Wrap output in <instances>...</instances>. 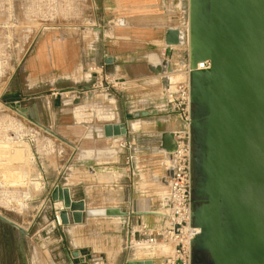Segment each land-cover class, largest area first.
Segmentation results:
<instances>
[{
  "label": "rangeland",
  "instance_id": "1",
  "mask_svg": "<svg viewBox=\"0 0 264 264\" xmlns=\"http://www.w3.org/2000/svg\"><path fill=\"white\" fill-rule=\"evenodd\" d=\"M188 12L189 0H0V217L11 223L0 220V264H62L63 250L73 246L93 249L104 264H123L126 219L88 218L70 233L53 222L50 192L57 183L85 196L89 209L152 213L146 215L151 227H159L160 216L153 214L166 209L171 168L159 142L161 134L183 125L181 83L173 84L187 79L188 31L186 49L174 48L169 56L152 42L108 43L107 52L118 57L119 73L108 67L96 77L92 70L98 72L104 63L90 66L85 58L65 77L90 73L88 89L63 90L55 99L38 89H47L42 85L46 76L27 62L35 56L49 61L60 48L95 53L101 40L95 31L103 27H187ZM151 67L159 74L151 73ZM160 78L170 80L171 89H163ZM65 86L61 81L60 87ZM16 102L34 104L42 128L16 113ZM150 111L156 114L140 115ZM122 123L128 129L125 137L83 140L90 125ZM173 251V245L163 243L135 248L133 254L163 264Z\"/></svg>",
  "mask_w": 264,
  "mask_h": 264
},
{
  "label": "water",
  "instance_id": "2",
  "mask_svg": "<svg viewBox=\"0 0 264 264\" xmlns=\"http://www.w3.org/2000/svg\"><path fill=\"white\" fill-rule=\"evenodd\" d=\"M188 13L191 227L199 230L191 241V264H264V0H189ZM104 37L161 41L166 47L163 56L184 44V30L177 27L119 26L106 28ZM203 61L209 62V68L197 71ZM160 83L166 90L167 79L160 78ZM13 108L41 127L34 116L35 105ZM126 134L125 123L90 125L83 139ZM160 149L174 152L173 133L161 135ZM50 200L63 226L80 225L86 218L128 215L116 208L90 210L84 200H72L68 188L60 184L50 192ZM197 203L199 211L194 208ZM72 256L77 258L78 252Z\"/></svg>",
  "mask_w": 264,
  "mask_h": 264
},
{
  "label": "built area",
  "instance_id": "3",
  "mask_svg": "<svg viewBox=\"0 0 264 264\" xmlns=\"http://www.w3.org/2000/svg\"><path fill=\"white\" fill-rule=\"evenodd\" d=\"M186 36L188 26L185 23L180 25ZM179 28V27H178ZM186 45L176 48L186 49ZM165 45L159 46V51L165 49ZM174 49V48H173ZM187 56L188 50L186 49ZM188 60V57H187ZM209 68V62L203 61L197 64L196 70L202 71ZM96 77L101 76L105 70V64L98 67L95 72ZM188 80L180 84L182 89V105L184 110L182 113V128L173 133L175 150L172 153H166L160 149L159 152L168 158L171 163V175L167 176L168 198L164 214L160 215L159 227H151L142 220L132 223L130 220L126 222V231L124 235V250L127 254H132L134 249L145 250L149 247L158 246L160 244H171L174 251L171 256L163 260V264H191V241L199 233L198 229L191 227V133H190V84L189 76L192 72L187 61L186 69ZM99 75V76H98ZM102 79V78H101ZM120 79H116L119 81ZM103 81V80H102ZM105 84L107 78L104 77ZM160 83V80L158 81ZM110 87L106 88L108 93ZM19 103H14L13 107ZM9 106V105H8ZM152 215V214H151ZM58 212H55V219L58 225ZM139 219V218H138ZM166 222V224H165ZM62 225V224H61ZM84 264H91L85 262Z\"/></svg>",
  "mask_w": 264,
  "mask_h": 264
},
{
  "label": "crops",
  "instance_id": "4",
  "mask_svg": "<svg viewBox=\"0 0 264 264\" xmlns=\"http://www.w3.org/2000/svg\"><path fill=\"white\" fill-rule=\"evenodd\" d=\"M118 27L119 26H116L114 28L113 27H103L101 29H96L95 32H97V34L101 35V40L98 44L94 45L92 50L95 51V53L92 52L93 54L91 53V54L82 55V53H78V52L73 53L72 50H69L67 48H60L58 50L54 49L51 52V58L49 61L46 60L44 58V56H42L40 58H39V56H35V58L28 60L27 63L29 64V66H33L32 68L35 67L37 70L39 69L41 71V73H43L46 76V82L42 85H46L47 89L45 90L44 86H39V85H38V89L41 91H46L47 93H50L48 95V97L53 98V99H55L54 97H56L57 95L61 96V94H59V93L63 90H72V92L79 91V90H85L86 88H88V86L86 84L88 83L87 79L91 77L90 73L88 74V72L82 71L84 73H81V75H78L79 72H77L74 75V77L71 79L65 77L66 75L72 74L73 69L76 67L78 62L83 61L85 58L91 63L90 66H93L97 63L102 62L105 64V70L108 67H112V70H114V74L115 75L118 74L119 73V67L116 65L118 57H116L113 53L107 52L108 50L106 49V47H108V45H109L108 43H114L112 41H120V40L119 39H108V38L104 37V30L106 28L116 29ZM150 44L157 46L159 48V46L153 42ZM106 60H111V63H105ZM61 81H64V84L66 85L64 88L60 87ZM180 83H182V80H179L178 82L174 83L173 85L175 86V85H178ZM19 96L21 97V95H19ZM32 105H34V104H32V103H30L29 105L26 104V106H30V107ZM37 111H39V110H35V112H37ZM174 127L178 128V125H176ZM174 131H176V130H174ZM171 132H173V131H171ZM127 134H128V129H127ZM114 139H116V138L109 139V140L112 141ZM92 141L95 142L96 140H92ZM62 186L65 188H69L72 200H74V201L84 200V202L86 203V206L88 207L87 199L85 196L78 197V196H76V193L73 191V189L70 188V186H68V185H62ZM94 209H90V210H94ZM104 209H107V208H104ZM116 209H118V208H116ZM139 213L143 214V215L138 216V215H135L137 213H131V214L129 213L126 217H120V218H125L126 222L128 220H130L132 223H135L137 220L138 221L142 220L151 226L152 224H151L150 220H148V216H146L148 214H146L145 212H139ZM149 214H152V213H149ZM153 215L158 216V213H154ZM104 218H114V217H104ZM86 219H88V218H86ZM64 227L68 228L70 233H71L72 231H77L78 228H81L82 224L75 225V224L71 223V224L64 226ZM61 239H62V237H59L58 240L61 241ZM123 246H124V237L121 239V250H120V252L124 254L123 264H125L126 261H130V260H146L143 257H136L133 253L127 254L126 251L124 250ZM165 251L166 250H164L162 253L163 254L166 253ZM73 252H78L77 258H74L72 256ZM166 257H168V256H164V258L162 260H164ZM148 260H152L154 262L153 258H148ZM104 261H105V258L102 255L94 252L93 249H91V250L88 249V250L84 251V250H82V248L78 249V248L73 246V248L70 249L69 251H67V249L63 250V257H62L61 263L62 264H84L85 262H90L91 264H104ZM154 264H156V263L154 262Z\"/></svg>",
  "mask_w": 264,
  "mask_h": 264
},
{
  "label": "bare ground",
  "instance_id": "5",
  "mask_svg": "<svg viewBox=\"0 0 264 264\" xmlns=\"http://www.w3.org/2000/svg\"><path fill=\"white\" fill-rule=\"evenodd\" d=\"M188 19H189V13H188ZM173 27H177V28L179 27V28H181L180 26H174V25H173ZM188 45H189V26H188ZM187 57H188V56H187ZM158 71H159V70H158ZM159 72L161 73L162 71H159ZM154 73H155V74H159V73H157V72L155 71V69H154ZM180 76L183 77L182 74H180ZM186 78H187V79H186V81H187V80H188V77H186ZM166 79H167V78H166ZM176 82H177V81H176ZM170 83H171L170 80L167 79V86H169V87L166 88L167 90L171 89V87H170ZM68 93H69V92H66L65 94H68ZM161 135H162V134H161ZM160 137H161V136H160ZM58 204H60V203H58ZM96 210H97V209H96ZM161 214H162L161 212H158V216H160ZM114 218H115V219H118V218H120V217H114ZM58 222L61 223V221H60L59 218H58ZM161 246H162V245H161Z\"/></svg>",
  "mask_w": 264,
  "mask_h": 264
},
{
  "label": "flooded vegetation",
  "instance_id": "6",
  "mask_svg": "<svg viewBox=\"0 0 264 264\" xmlns=\"http://www.w3.org/2000/svg\"><path fill=\"white\" fill-rule=\"evenodd\" d=\"M194 208H195L196 211H199V209H200V203L195 204Z\"/></svg>",
  "mask_w": 264,
  "mask_h": 264
}]
</instances>
